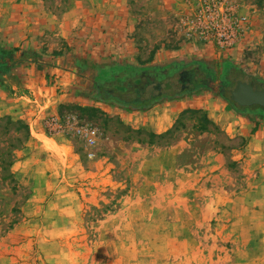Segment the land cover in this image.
<instances>
[{
	"label": "rangeland",
	"instance_id": "obj_1",
	"mask_svg": "<svg viewBox=\"0 0 264 264\" xmlns=\"http://www.w3.org/2000/svg\"><path fill=\"white\" fill-rule=\"evenodd\" d=\"M38 1L56 17L70 3L0 0L6 98L18 49L3 28ZM176 1H119V56L104 60L120 64L79 76L85 101L35 115L7 100L0 264H264V107L246 91L264 85V0Z\"/></svg>",
	"mask_w": 264,
	"mask_h": 264
},
{
	"label": "crops",
	"instance_id": "obj_2",
	"mask_svg": "<svg viewBox=\"0 0 264 264\" xmlns=\"http://www.w3.org/2000/svg\"><path fill=\"white\" fill-rule=\"evenodd\" d=\"M119 1L70 0L60 17L44 13L39 1L30 5L26 2L23 11L13 10L9 14V24L3 28L10 30V33L8 31L1 45L18 50L12 59L14 67L6 80L2 81L1 88L10 94V98L0 95V112L10 113L5 110L8 99L18 106L33 109L35 115L51 111L70 100L69 97L74 94H77L76 99L71 97V100L78 103L85 101L78 97L83 96V80L79 76L90 71L99 79L102 72H109L112 67L115 70V66L120 64L104 60L109 54L119 56L116 48L120 43L116 42L118 31L123 28L119 24L126 15ZM179 1L175 3L176 11L181 8ZM257 43L253 42L254 45ZM189 59L184 50L179 53L176 50L173 61L181 66L182 63L194 61ZM253 62L254 59H251L248 64ZM74 80L78 84L75 89L71 85Z\"/></svg>",
	"mask_w": 264,
	"mask_h": 264
},
{
	"label": "built area",
	"instance_id": "obj_3",
	"mask_svg": "<svg viewBox=\"0 0 264 264\" xmlns=\"http://www.w3.org/2000/svg\"><path fill=\"white\" fill-rule=\"evenodd\" d=\"M217 11L220 12L223 16V19L226 21V24L228 25L229 28H232V31H234L236 33V31H238V29L240 28V25H238V22L243 21L242 18L237 17V19H234V12L233 10L227 9V8H223V5H221L220 7H217ZM216 24H213V27L216 28ZM238 28V29H237ZM232 35V34H231ZM218 37L220 39H228L227 34L224 31H220L218 33Z\"/></svg>",
	"mask_w": 264,
	"mask_h": 264
},
{
	"label": "trees",
	"instance_id": "obj_4",
	"mask_svg": "<svg viewBox=\"0 0 264 264\" xmlns=\"http://www.w3.org/2000/svg\"><path fill=\"white\" fill-rule=\"evenodd\" d=\"M7 56H10V53L9 52H6V51H4L3 49H0V71H1V69L3 68V65H5V66H7V68H8V65H10V63L8 62V61H6V57ZM227 75H229L230 76V78L231 79H229V80H227V78H225L224 80H225V82H227V81H235V82H239L238 80H240L239 78V76H240V73H238V71L235 69V68H233V67H227ZM224 80H223V82H224ZM107 92V91H106ZM103 94V93H102ZM105 94V99H114V100H116V98H113V97H111L109 94H108V92L107 93H104ZM104 94H103V96H102V98L104 99ZM107 94V95H106ZM121 103V102H120Z\"/></svg>",
	"mask_w": 264,
	"mask_h": 264
},
{
	"label": "water",
	"instance_id": "obj_5",
	"mask_svg": "<svg viewBox=\"0 0 264 264\" xmlns=\"http://www.w3.org/2000/svg\"><path fill=\"white\" fill-rule=\"evenodd\" d=\"M246 91H250L254 97V100L260 106L264 107V85L258 82L250 81L247 84Z\"/></svg>",
	"mask_w": 264,
	"mask_h": 264
}]
</instances>
